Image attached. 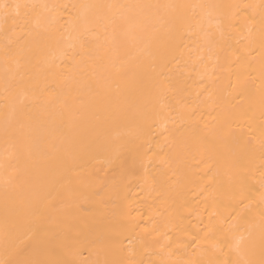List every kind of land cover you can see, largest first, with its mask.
<instances>
[{
	"label": "bare ground",
	"instance_id": "6f19581e",
	"mask_svg": "<svg viewBox=\"0 0 264 264\" xmlns=\"http://www.w3.org/2000/svg\"><path fill=\"white\" fill-rule=\"evenodd\" d=\"M0 264H264V0H0Z\"/></svg>",
	"mask_w": 264,
	"mask_h": 264
}]
</instances>
